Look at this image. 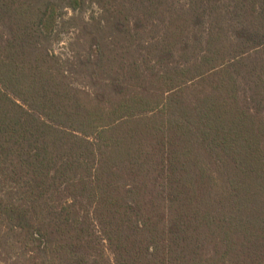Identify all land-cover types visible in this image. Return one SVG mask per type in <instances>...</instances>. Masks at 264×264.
I'll return each instance as SVG.
<instances>
[{"label":"trees","instance_id":"1","mask_svg":"<svg viewBox=\"0 0 264 264\" xmlns=\"http://www.w3.org/2000/svg\"><path fill=\"white\" fill-rule=\"evenodd\" d=\"M0 230L34 264H264V0H0Z\"/></svg>","mask_w":264,"mask_h":264},{"label":"rangeland","instance_id":"2","mask_svg":"<svg viewBox=\"0 0 264 264\" xmlns=\"http://www.w3.org/2000/svg\"><path fill=\"white\" fill-rule=\"evenodd\" d=\"M70 35L71 33L65 34L63 41L56 44L55 48L57 51L66 52L68 50V38L70 37ZM0 239V264H34L33 260L29 259V257L36 255H31L30 253L25 252L22 244L17 245V247H15L14 245V248H12L11 239L8 243H6L5 240L7 239L5 238V233L1 230ZM110 259L112 260V258Z\"/></svg>","mask_w":264,"mask_h":264}]
</instances>
